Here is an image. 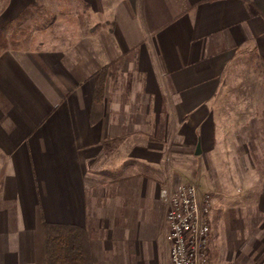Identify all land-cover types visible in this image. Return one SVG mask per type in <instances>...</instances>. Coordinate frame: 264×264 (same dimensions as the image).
<instances>
[{
    "label": "crops",
    "instance_id": "0c3cea01",
    "mask_svg": "<svg viewBox=\"0 0 264 264\" xmlns=\"http://www.w3.org/2000/svg\"><path fill=\"white\" fill-rule=\"evenodd\" d=\"M73 2L95 20L76 42L0 55V264H43V220L83 227L92 264H168L161 190L190 176L193 147L215 149L229 52L253 45L264 62V0ZM213 241L212 264H235Z\"/></svg>",
    "mask_w": 264,
    "mask_h": 264
},
{
    "label": "rangeland",
    "instance_id": "374dc122",
    "mask_svg": "<svg viewBox=\"0 0 264 264\" xmlns=\"http://www.w3.org/2000/svg\"><path fill=\"white\" fill-rule=\"evenodd\" d=\"M35 2L57 18L46 31L33 30L36 40L31 49H44L49 42L61 46L76 42L95 21L79 3L67 8L63 0ZM11 20L0 19V27ZM229 56L209 101L215 117V149L198 144L202 153L196 156L193 147L186 161L190 176L184 182L214 196L211 247L219 236L220 249L232 254L235 264L237 259L239 264H264V62L253 45Z\"/></svg>",
    "mask_w": 264,
    "mask_h": 264
},
{
    "label": "trees",
    "instance_id": "16d2710c",
    "mask_svg": "<svg viewBox=\"0 0 264 264\" xmlns=\"http://www.w3.org/2000/svg\"><path fill=\"white\" fill-rule=\"evenodd\" d=\"M8 2L9 0H0V13L5 10ZM41 8L34 2L13 20L0 27V55L8 49H31L36 40L33 30L46 31L49 24L57 18L49 8L43 7V11ZM26 19L29 21L25 23ZM68 19H72V17ZM108 73L109 65L102 67L97 72L91 111L93 122L103 115L105 83ZM1 178L2 173L0 174V183ZM88 241L89 235L81 226L43 220V264H92Z\"/></svg>",
    "mask_w": 264,
    "mask_h": 264
},
{
    "label": "built area",
    "instance_id": "2783aa9c",
    "mask_svg": "<svg viewBox=\"0 0 264 264\" xmlns=\"http://www.w3.org/2000/svg\"><path fill=\"white\" fill-rule=\"evenodd\" d=\"M161 196L167 206L168 264H210L213 194L183 182L163 188Z\"/></svg>",
    "mask_w": 264,
    "mask_h": 264
},
{
    "label": "water",
    "instance_id": "95a60500",
    "mask_svg": "<svg viewBox=\"0 0 264 264\" xmlns=\"http://www.w3.org/2000/svg\"><path fill=\"white\" fill-rule=\"evenodd\" d=\"M201 151H200V148H199V145L197 147V150H196V153L199 154Z\"/></svg>",
    "mask_w": 264,
    "mask_h": 264
}]
</instances>
